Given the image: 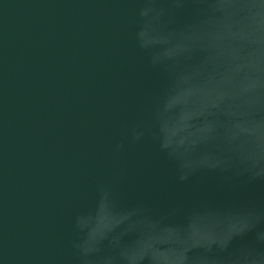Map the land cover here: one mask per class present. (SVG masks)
Segmentation results:
<instances>
[{"label":"water","instance_id":"1","mask_svg":"<svg viewBox=\"0 0 264 264\" xmlns=\"http://www.w3.org/2000/svg\"><path fill=\"white\" fill-rule=\"evenodd\" d=\"M0 264H264V0H0Z\"/></svg>","mask_w":264,"mask_h":264}]
</instances>
